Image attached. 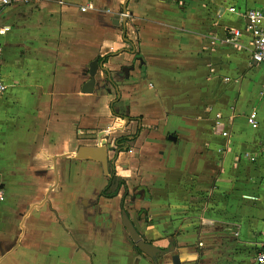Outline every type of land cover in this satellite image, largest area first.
<instances>
[{
    "label": "crops",
    "instance_id": "0c3cea01",
    "mask_svg": "<svg viewBox=\"0 0 264 264\" xmlns=\"http://www.w3.org/2000/svg\"><path fill=\"white\" fill-rule=\"evenodd\" d=\"M124 2L32 0L0 14V264H255L264 68L242 13L264 0H129L125 25ZM138 128L113 161L127 194L100 197L102 166L75 154ZM121 208L163 256L135 247Z\"/></svg>",
    "mask_w": 264,
    "mask_h": 264
},
{
    "label": "built area",
    "instance_id": "2783aa9c",
    "mask_svg": "<svg viewBox=\"0 0 264 264\" xmlns=\"http://www.w3.org/2000/svg\"><path fill=\"white\" fill-rule=\"evenodd\" d=\"M32 0H0V14L6 10L7 8L18 5V4H28ZM215 0H207V2H214ZM86 7L82 8L81 11H85ZM231 13H239L234 7H230L228 9ZM247 20L246 30L249 32L252 38V47L253 50L251 52V60L256 65H261L264 68V8L263 9H248L242 13ZM10 30V28L6 25H0V37L6 35V33ZM229 34L233 37L234 41L239 36L240 33L238 30H229ZM1 51L2 48L0 46V59H1ZM7 90V87L4 83L1 71V63H0V97H2ZM247 124L255 129L258 127L257 115L255 111L249 113L246 118ZM218 121L215 122L218 125ZM223 137H228L227 132L222 133ZM104 138V137H102ZM108 139V138H106ZM104 145L105 141L103 142ZM114 148V146L112 147ZM264 158V154L261 155ZM5 194L2 189H0V204L4 201ZM255 264H264V232H263V241L260 245L259 251L255 255Z\"/></svg>",
    "mask_w": 264,
    "mask_h": 264
},
{
    "label": "water",
    "instance_id": "95a60500",
    "mask_svg": "<svg viewBox=\"0 0 264 264\" xmlns=\"http://www.w3.org/2000/svg\"><path fill=\"white\" fill-rule=\"evenodd\" d=\"M129 0H125V2L122 5V23L126 24V14H127V3ZM99 64L97 63V60L94 61L90 67H89V81L85 84L84 89L82 92L84 93H90L92 90V87L95 85L96 79H95V72L98 68ZM103 136V135H102ZM104 144V143H103ZM76 159H89L93 161H97L102 166V169L104 173L108 174V150L105 145H99L97 147H80L75 154ZM123 223L126 227V230L128 234L130 235V238L132 242L134 243L135 247L144 255H146L148 258L153 259L156 258L157 254L163 256L164 251L160 250L153 244L147 243L144 241L139 233L135 230L129 219L125 216L123 217ZM172 248V247H171ZM172 250V249H171ZM173 260L177 261L178 257L174 256Z\"/></svg>",
    "mask_w": 264,
    "mask_h": 264
},
{
    "label": "trees",
    "instance_id": "16d2710c",
    "mask_svg": "<svg viewBox=\"0 0 264 264\" xmlns=\"http://www.w3.org/2000/svg\"><path fill=\"white\" fill-rule=\"evenodd\" d=\"M107 57L108 56L103 57V58H101V60L106 61ZM114 116H116V115H114ZM129 120H134V119H129ZM140 130H141V128H138L134 135L122 136V137H118L114 140V142H113V144H114V148H113L114 155H113L112 160H110V162L108 164L107 182H106V185L101 190V192L99 193L100 197L105 198V199H112L118 195V192L120 191L121 188H123L125 191L124 195L127 194L125 181L116 175L115 169L113 166V161L119 153L128 152L130 150V143H132L136 139ZM121 209L123 212V208H121ZM123 213H124V216H127L125 212H123ZM136 251H137V249H136Z\"/></svg>",
    "mask_w": 264,
    "mask_h": 264
},
{
    "label": "rangeland",
    "instance_id": "374dc122",
    "mask_svg": "<svg viewBox=\"0 0 264 264\" xmlns=\"http://www.w3.org/2000/svg\"><path fill=\"white\" fill-rule=\"evenodd\" d=\"M11 37H12V35H11ZM10 36L8 37V38H11ZM136 42V40L134 39V43ZM249 128H251L250 126H249ZM110 133L108 132H106L103 136H104V138H102L103 139V142L105 141V144H112L113 145V141L114 140H111L112 138L110 137V135H109ZM98 135V133H96V136ZM114 135V134H113ZM106 138H108V139H106ZM110 148H111V146H110ZM113 154H114V152H111L110 154H109V160H112V158H113ZM264 180V179H263ZM100 182V181H99ZM99 182H97L93 187H92V189H96V187L98 186V184H99ZM66 189H67V187H66ZM70 189H68V191H69ZM81 193V192H80ZM84 193V192H83ZM88 200H91L92 198H87ZM143 211H144V209H142Z\"/></svg>",
    "mask_w": 264,
    "mask_h": 264
},
{
    "label": "flooded vegetation",
    "instance_id": "af4514ba",
    "mask_svg": "<svg viewBox=\"0 0 264 264\" xmlns=\"http://www.w3.org/2000/svg\"><path fill=\"white\" fill-rule=\"evenodd\" d=\"M111 150H112L111 152H114L113 149H111ZM108 152H109V150H108ZM113 155H114V154H113ZM109 162H110V160L108 159V164H109Z\"/></svg>",
    "mask_w": 264,
    "mask_h": 264
}]
</instances>
